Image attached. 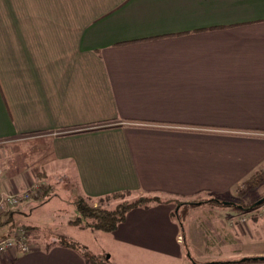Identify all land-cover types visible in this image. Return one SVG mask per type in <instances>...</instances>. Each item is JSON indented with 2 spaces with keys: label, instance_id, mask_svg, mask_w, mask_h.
I'll use <instances>...</instances> for the list:
<instances>
[{
  "label": "crops",
  "instance_id": "0c3cea01",
  "mask_svg": "<svg viewBox=\"0 0 264 264\" xmlns=\"http://www.w3.org/2000/svg\"><path fill=\"white\" fill-rule=\"evenodd\" d=\"M0 140L15 153L0 195L69 168L82 197L234 200L264 169V0H0ZM38 208L5 211L0 238L40 232ZM174 209H131L108 234L114 249L264 264L240 262L264 258L255 209L191 206L183 242ZM56 229L43 242L28 229L31 249L0 264H90Z\"/></svg>",
  "mask_w": 264,
  "mask_h": 264
},
{
  "label": "rangeland",
  "instance_id": "374dc122",
  "mask_svg": "<svg viewBox=\"0 0 264 264\" xmlns=\"http://www.w3.org/2000/svg\"><path fill=\"white\" fill-rule=\"evenodd\" d=\"M14 154L15 153L13 152L12 146H9L8 144V140H0V166L2 168V174L8 162L13 161L12 159L14 158ZM68 169L64 172H58V170H56L48 176H44V172L40 171L39 174L35 176L37 178L35 180L36 183L34 184H41L40 181L44 179V185L49 186V188L47 187L48 190L46 189L45 191L46 194L43 197H36L22 201L17 205L19 206L20 204L32 201L34 205L39 207L33 211L31 221H35L34 224L39 227L40 232H37L35 227L27 226L30 227L31 231L34 233V237L38 235L40 241L43 242L45 235L47 238H51L49 240H52V237H54L55 228H57L55 233L57 237L69 242H75L77 244V250H82L87 254V257L89 256L88 258L94 259L98 264H182L178 259H168L157 254H153V257L152 255L147 256L145 252L143 253L119 249L116 251L114 249L115 243L109 239V233L97 228L80 227V225L84 223V219H78L80 217V211L75 203V200L77 197H79V195H77L75 191L76 183L72 176L71 169ZM38 179H40V181ZM44 185H42V188H45ZM245 192L246 193L243 195H238V192H236L234 200L244 205L252 203L264 193V180L253 190H246ZM143 194L144 192H130L120 196H113L112 194H109L102 197L86 199V201L88 204L95 206L97 205L105 208H113L115 205L124 200H135ZM208 198L211 197L202 192L201 194H196L193 196V198L189 199L206 200ZM20 220L22 221L24 219ZM20 220L16 219L12 222H9L14 223V225L17 226L19 225ZM72 220L75 222L71 223ZM179 241L183 242V238L181 237ZM190 253L191 256L195 258L192 260L196 264H215V262H218V264H226L224 262H228L204 261V254L193 250ZM150 257L152 259H150ZM186 258L187 260L189 258L187 254ZM192 260H188L187 264H194ZM240 261H242V259Z\"/></svg>",
  "mask_w": 264,
  "mask_h": 264
},
{
  "label": "trees",
  "instance_id": "16d2710c",
  "mask_svg": "<svg viewBox=\"0 0 264 264\" xmlns=\"http://www.w3.org/2000/svg\"><path fill=\"white\" fill-rule=\"evenodd\" d=\"M264 180V169L263 170H258L255 173H253L249 178H247L243 182V186L238 189V195H243L246 193V190H253L255 187H257L262 181ZM49 186H45V188H42V193L39 197H43L46 194V189L48 190ZM130 191H120V192H115L112 193L113 196H120L122 194H128ZM194 196V195H193ZM193 196L190 197H177L174 195H160L154 192H144L143 195L139 196L135 200H124L117 205H115L113 208H105L102 206H95L92 204H88L86 199H91L90 197H82L79 196L76 198L75 203L80 211V217L78 219H84V223L80 225V227H92V228H97L100 229L104 232L111 233L113 232L116 227L125 221L127 213L135 208V207H143V208H148L153 204H160V203H173L175 204V209L171 212V216L178 222L179 228L181 230V237H184V228H183V223L185 220V217L187 215V211L189 207L195 206V205H200V204H215V205H232V206H237L243 209H254L257 205L254 206L255 202L258 201L260 198L264 196V193L259 196L255 201L248 205L241 204L239 202H236L235 200H222L219 198L211 197L206 200H190L189 198H193ZM5 212V211H4ZM0 213V225L2 224L1 221V215L4 213ZM4 222V221H3ZM75 221L72 220L71 223H74ZM27 229H30V227H27ZM58 239V243H60L63 246H68L77 249V244L75 242H69L64 239H60L59 237L56 236ZM185 245V243H183ZM80 251V250H79ZM187 251V250H186ZM82 255L86 258L90 264H98L94 259L88 258L87 254L81 250ZM187 255L189 259H193L188 251ZM259 259H252V258H247L245 260H242L240 262H245V261H256ZM192 262L196 264L193 260ZM226 264H235V262H224ZM103 264V263H102ZM106 264V263H104ZM209 264V263H206ZM215 264H218V262H215Z\"/></svg>",
  "mask_w": 264,
  "mask_h": 264
},
{
  "label": "built area",
  "instance_id": "2783aa9c",
  "mask_svg": "<svg viewBox=\"0 0 264 264\" xmlns=\"http://www.w3.org/2000/svg\"><path fill=\"white\" fill-rule=\"evenodd\" d=\"M1 174L2 168L0 166V176ZM42 185H44V183L33 184L28 190L23 192L1 194L0 213L17 206L22 201L36 197L38 198L40 196L39 194L42 193ZM255 210L260 216H264V202L257 205ZM29 236L30 232L27 228L23 226L16 227L13 233L0 238V255L5 252H11L13 254H24L28 252L31 249ZM178 239L180 240L181 236H178Z\"/></svg>",
  "mask_w": 264,
  "mask_h": 264
},
{
  "label": "water",
  "instance_id": "95a60500",
  "mask_svg": "<svg viewBox=\"0 0 264 264\" xmlns=\"http://www.w3.org/2000/svg\"><path fill=\"white\" fill-rule=\"evenodd\" d=\"M264 202V196L262 197V198H260L258 201H256L255 202V204H254V206L255 205H259V204H261V203H263ZM245 259H247V258H244V259H242V260H245ZM252 259H261V260H263L264 258H262V257H258V258H252ZM197 264H200V263H197Z\"/></svg>",
  "mask_w": 264,
  "mask_h": 264
}]
</instances>
